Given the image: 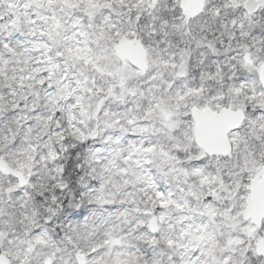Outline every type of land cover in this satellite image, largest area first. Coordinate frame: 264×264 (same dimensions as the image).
I'll return each instance as SVG.
<instances>
[{"label":"snow or ice","instance_id":"snow-or-ice-1","mask_svg":"<svg viewBox=\"0 0 264 264\" xmlns=\"http://www.w3.org/2000/svg\"><path fill=\"white\" fill-rule=\"evenodd\" d=\"M0 264H264V0H0Z\"/></svg>","mask_w":264,"mask_h":264}]
</instances>
